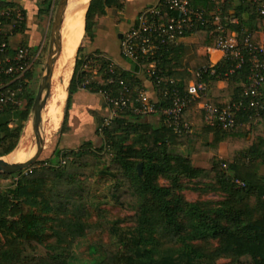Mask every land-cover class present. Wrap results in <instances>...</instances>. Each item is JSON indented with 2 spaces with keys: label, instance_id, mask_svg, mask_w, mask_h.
I'll use <instances>...</instances> for the list:
<instances>
[{
  "label": "trees",
  "instance_id": "1",
  "mask_svg": "<svg viewBox=\"0 0 264 264\" xmlns=\"http://www.w3.org/2000/svg\"><path fill=\"white\" fill-rule=\"evenodd\" d=\"M244 1L240 9L230 14L238 16V23L227 25L228 33L232 30L237 33L243 61L238 65V58L224 56L215 64L214 72L208 70L200 78L207 84V100L211 104L222 106L242 101V106L235 111L234 127L223 129L206 123L202 110L197 107L200 99L192 100L181 114V121L189 124L190 131H175L162 115H159V123L153 124L146 120V115L136 114L129 107L103 126L105 111L96 117L100 145L88 140L74 148L56 146L53 157L44 161L47 166L40 170L37 166L43 161L28 167L27 173L24 170L12 174L0 172V176H16L0 195V230L8 228L9 218H16L22 236L20 244L0 248V264H69L74 242L85 232L108 230L114 233V226L109 224L101 209L96 208L98 219H89L92 184L89 177L95 174L99 160L114 178L109 194L121 208L134 211L126 220L135 224L119 235L123 250L107 251L92 264H264V176L259 173V166L264 164V82L256 97L258 105L250 106L252 96L245 92L250 83V56L244 46L249 31H252L250 41L258 42L257 34L264 15L257 12L255 3ZM41 3L39 17L49 13L52 0ZM192 3L210 17L212 3L209 0H192ZM6 6L21 10L23 19L11 16L4 20L3 30L12 35L23 33L26 10L13 2L0 0V8ZM110 6L120 8L122 0L89 1L84 33L90 39L94 36L97 17L104 15ZM228 10L226 0L225 11ZM240 10L249 13L247 20L242 21ZM189 33H198L201 43L208 35H213L212 25L209 22L198 25L185 35ZM173 48L162 51L160 64L164 76L174 79L179 91L184 93L188 82L199 78L192 73L196 67L190 71L187 66L177 70V65L168 58ZM105 57L104 54L85 56L82 46L76 49L60 135L68 128L72 94L81 88L83 81L88 80L86 88L93 91L112 87L115 92L118 89V84L107 82L110 73ZM142 65L146 66L147 61ZM89 68H97L99 77L93 78ZM132 68L129 71L117 67L113 76L141 87L137 75L133 74L137 66L133 64ZM220 79L227 80L223 88L217 86ZM3 80L0 76V84ZM23 93L17 94V100ZM132 94L134 96L135 92ZM226 97L228 101L223 102ZM24 98L33 100L28 93ZM29 109V105L19 109L17 103L0 105V117L7 116L0 121V157L17 146ZM257 116L263 120L262 130H254L252 125L246 127L249 119ZM250 135L253 140L248 144ZM128 139L130 143L125 144ZM191 142V153L213 154L209 167L193 164L185 150ZM220 142L226 144V156L222 160L216 158ZM61 159L65 162L61 163ZM159 177L166 178L169 184L161 185ZM180 177L208 180L207 188L222 196L218 200H186L179 193L184 189ZM236 179L243 184L236 183ZM53 211L67 215L56 218V222L50 214ZM54 220L56 227L50 223ZM47 230L53 234V242L44 241ZM220 258L227 261L219 262Z\"/></svg>",
  "mask_w": 264,
  "mask_h": 264
},
{
  "label": "built area",
  "instance_id": "2",
  "mask_svg": "<svg viewBox=\"0 0 264 264\" xmlns=\"http://www.w3.org/2000/svg\"><path fill=\"white\" fill-rule=\"evenodd\" d=\"M212 3L210 17L204 9L193 5L192 0H159L157 4L147 6L137 17L136 23L125 32L120 39L121 54L137 68L133 74L144 72L152 84L157 87V98H152L144 87H135L122 78L113 76L115 68L119 67L115 61L106 56L107 72L110 73L107 82L118 84L114 92L110 89H97L106 105V114L102 125L109 124L112 119L120 115L127 107L139 115L159 114L164 121L171 125L175 131H190L188 123L181 121V114L185 107L194 99H200L197 107L202 110L203 119L210 125H218L223 129L233 128L235 125V111L242 106V101L227 102L222 106L211 104L208 100L207 84L201 80L202 75L210 70L215 71V64L206 62L192 70L198 81L190 80L186 91L181 93L174 79L166 78L161 63L162 51L176 45L178 39L186 32L198 25L209 22L212 25V38L214 47L224 56L239 59L238 65L243 61V50L238 45L237 33L227 32L229 23L236 24L238 19L225 11L226 0H209ZM256 4L257 12L264 15V0H248ZM11 16L23 19L21 10L13 7L0 8V76L4 77L0 84V105L18 103L17 94L22 92L27 73L33 68L38 53L33 52L27 45H19L13 50L9 44L11 33L3 30L4 20ZM252 31L246 33L244 46L249 54V88L245 91L252 99L250 106H257L256 97L260 94V86L264 82V22L258 30V42L252 43ZM147 65L143 66V62ZM87 64H84V68ZM93 69V70H92ZM93 78H98V69L92 68ZM85 80L81 88L87 89ZM135 92L133 96L132 92ZM163 103H165L163 105ZM61 163L65 160L61 159ZM226 164H223L225 167ZM30 170L24 169V173ZM236 183L243 182L236 179Z\"/></svg>",
  "mask_w": 264,
  "mask_h": 264
},
{
  "label": "rangeland",
  "instance_id": "3",
  "mask_svg": "<svg viewBox=\"0 0 264 264\" xmlns=\"http://www.w3.org/2000/svg\"><path fill=\"white\" fill-rule=\"evenodd\" d=\"M70 1H74V0H70ZM57 2L58 0H52L50 12L48 14H44L40 16L39 19L36 20L37 23L39 24V27L41 28V31L46 30L45 32L46 34H45L44 44L41 49V54L38 56L37 60L35 61L30 73V78H28L27 80L28 82L26 84V87H24V89L22 90L24 91V93L21 96V99L18 100L17 105L19 109H22L26 105H29L31 109L33 100L30 102L28 98H24V94L28 93L34 99L41 76L44 73L45 61L47 57L48 44H49L50 26ZM82 36L83 33L81 35L77 48L78 46H81L83 44ZM61 56L62 54L60 53L57 61L55 62L53 76L49 83L50 94L45 104L47 110L46 125L44 132L45 134H44L43 142L41 144L42 152L37 160V161H43V163H40L37 166V169L39 170L43 166H47V163H44V161L53 157V150L55 149L56 146L64 149L67 148L64 145L65 141H63V138L61 137L62 135H60V125L64 114L65 104H63V108H61V106L63 100L65 99V92H66L65 87H68L67 79L70 72V65L72 66L71 70H73L74 63L71 64V62L73 58L75 61V56L73 54L71 58H69V60L65 64L66 67L64 69L63 67L60 66L61 58H62ZM65 102L66 99L64 103ZM30 109H29V114H30ZM153 115L154 116L157 115L158 117H160L159 114H149L146 116H153ZM29 121L30 120H27L25 122V127L18 142V144L21 147V150H25L26 148L31 146L30 144H28V137L30 131ZM206 137L207 139H210L211 135H208ZM130 141L131 140L128 139L127 141H125V144H129ZM192 144L193 143L191 142L187 147H185V150H186V154L191 157L193 164L195 166H200V167H209L211 165V161H210L211 157H209L210 152L193 154L191 153ZM98 145H100V143ZM225 151H226L225 147L223 145H220L218 147V154L216 155V158L218 160L224 159L226 156ZM104 165H105L104 162L102 160H99L96 166L95 174L89 177L92 183L90 187V203L88 204V210L91 214L89 219L91 221H95L96 219H98L96 208L101 209L103 215L108 220L109 224L114 226L113 227L114 233L109 232L108 230L105 231L96 230V231L85 232L81 237L75 240L74 245L72 247L69 264H92V261L94 259H98L99 257L103 256L104 253L107 251L123 250L124 248L122 244L119 242V235L122 234L126 228H129L130 226H134L135 224L132 221L126 220V216L133 214L134 211H128L121 208L119 205H117L114 202L112 196L109 194L108 192L109 186L113 185L114 178L112 174L109 173V171H106ZM15 178H16L15 175L0 176V195L3 194L6 188L13 183V180H15ZM179 179L180 182L184 185V189L179 191V193L186 200L189 201L208 200V199L218 200L222 196L219 192H215L207 188V184H209L208 180L197 179V178L189 179L186 177H180ZM158 181L161 185L169 184L168 180L163 177H159ZM50 214L53 216L56 222H57L56 218L67 215L66 213L64 214L58 211H53ZM8 220H9L8 228L0 230L1 249L9 244L18 245L20 244L22 239V236L19 231L20 226L17 219L9 218ZM55 220L50 223L54 224V226L56 227L58 225H56ZM54 239L55 238L51 233V231L47 230L44 235V241L53 242ZM165 244L170 245V243L168 242H165ZM224 261H227V259H223V258L219 259V262H224Z\"/></svg>",
  "mask_w": 264,
  "mask_h": 264
},
{
  "label": "crops",
  "instance_id": "4",
  "mask_svg": "<svg viewBox=\"0 0 264 264\" xmlns=\"http://www.w3.org/2000/svg\"><path fill=\"white\" fill-rule=\"evenodd\" d=\"M3 1L13 2L26 10V24L23 33H16L9 37V44L11 49L13 50L19 45H27L33 52L38 53L35 59L36 61L38 56L41 54V49L44 44L46 34V30L41 31V28L36 21L39 19V6L43 7V4L41 3L42 0ZM158 1L159 0H122V6L120 8H117L115 6L107 7L105 14L97 17V24L94 29L93 38L90 39L85 35L83 31V44L81 45L82 54L85 56L104 54L108 57H111L121 69L131 71L133 69V63L121 54V36L136 23L138 15L147 6L157 4ZM243 2L245 1L227 0V5H229L230 7V10H228V12L230 14L234 13V9H240ZM239 13L241 15L242 21L248 19L249 13L247 11H241ZM44 14L46 13H43L42 15ZM236 18L238 19L237 15ZM233 32L236 31L233 30ZM22 42H24V44H22ZM173 47L174 48L169 53L168 58L171 59V63L177 65V70H180L184 66H187V70L190 71L191 69H193V67H198L199 65H202L208 61L212 64L217 63L224 57L222 52L214 47V40L212 36L209 35L204 40H202L201 43H199L198 33H189L180 37L176 45H174ZM75 53L76 50L74 52V56ZM73 63L74 62H72V64ZM71 68L72 66H70L67 86L72 71ZM89 69L91 71L92 68ZM137 77L140 80V85L145 88L149 95L152 98H157V89L152 84L147 75L144 72H140L137 74ZM226 85V79H220L217 82V86L219 88H223ZM65 90L66 99L67 87H65ZM65 99L63 100L61 108H63V104H65ZM228 99L229 97L224 98L223 102H227ZM105 111L104 101L99 93L84 88L77 89L72 94L71 98L68 113V128L66 132H64L61 136L63 138V141H65L64 145L67 148H74V146H79L80 144H82V142L88 140L92 141L94 145H98L99 143H101V138L96 131V117L99 115H103ZM6 118L7 116L0 117V121ZM145 118L151 123H159V117L157 115L146 116ZM249 125H252L254 130H262L263 120L258 116L252 117L247 122L246 127H249ZM252 140L253 136L250 135V139L247 143L250 144ZM220 145H223L226 150V144L224 142H220L219 146ZM212 155L213 154L210 152L209 157H212ZM259 173L264 176V164L259 166Z\"/></svg>",
  "mask_w": 264,
  "mask_h": 264
},
{
  "label": "water",
  "instance_id": "5",
  "mask_svg": "<svg viewBox=\"0 0 264 264\" xmlns=\"http://www.w3.org/2000/svg\"><path fill=\"white\" fill-rule=\"evenodd\" d=\"M68 0H58L53 18L51 21L50 32H49V44L47 57L45 61L44 73L41 76L40 82L38 84V89L34 96L32 106L30 109V114L27 120H30V131L28 137V144L35 145L36 153L33 157L15 164L7 162L3 159V156L0 157V172L12 174L18 171H22L31 167L39 158L42 148L41 141V112L44 108L47 99L50 94L49 83L53 75L55 62L61 51V28L63 24V14L67 7ZM89 4V3H88ZM88 7V6H87ZM87 9V8H86ZM25 127V126H24ZM142 164L138 165L140 169Z\"/></svg>",
  "mask_w": 264,
  "mask_h": 264
},
{
  "label": "bare ground",
  "instance_id": "6",
  "mask_svg": "<svg viewBox=\"0 0 264 264\" xmlns=\"http://www.w3.org/2000/svg\"><path fill=\"white\" fill-rule=\"evenodd\" d=\"M68 0L67 7L63 14V24L61 28V67H66V63L74 54L81 35L84 29V15L89 0ZM55 66V65H54ZM53 76V75H52ZM41 133L42 137L41 144L44 138L45 125H46V107L41 112ZM36 153L35 145H31L25 150H21L19 144L7 155L3 156V159L11 164L25 161L33 157ZM1 159V158H0Z\"/></svg>",
  "mask_w": 264,
  "mask_h": 264
}]
</instances>
